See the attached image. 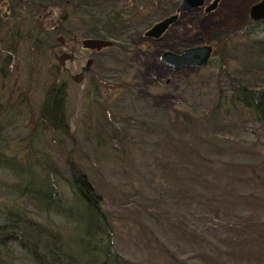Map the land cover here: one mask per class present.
<instances>
[{"label": "rangeland", "instance_id": "374dc122", "mask_svg": "<svg viewBox=\"0 0 264 264\" xmlns=\"http://www.w3.org/2000/svg\"><path fill=\"white\" fill-rule=\"evenodd\" d=\"M5 1L9 7L3 11L9 19H0V34L16 28L21 32V45L18 51H11L17 65L12 69L3 68L8 53H0V152L23 163L29 160L37 171L47 170L48 180L57 182L67 197L72 196L66 188L69 167L84 168L108 203L105 209L111 212L119 251L138 264H179L172 262L168 250L197 264H206L204 258L209 254L222 264H239L231 250L243 236L239 230L248 217L258 220L264 214V137L256 135L249 121L244 124L238 107L231 104V91L220 77L217 55L205 66L179 70L165 64L162 56L167 50L179 52L208 44L217 31L247 23L251 6L259 0H222L208 13L201 8L182 13L158 41L145 38L147 27L140 32L125 30L126 46L91 51L78 43L75 58L59 76V56L67 49L57 38L62 35L67 41L75 34L81 40L88 25L73 7L43 9L45 0ZM13 5L17 20H13ZM137 23L133 19L132 29H137ZM255 37L264 38V23L256 27ZM88 59H93L90 72L83 82H74L71 76ZM235 67L238 65L232 61L230 68ZM99 78L104 81L96 90ZM252 81L257 86L264 84ZM62 83L67 84L62 106L69 133L51 126L43 115L50 88ZM222 89L225 95L220 99ZM220 102L222 121L231 127L228 134L235 141L229 145L216 139L203 143L201 147L211 159L205 161L206 173L198 170V176L178 164L164 141L167 136L178 137L184 129L186 138L201 144L204 136L212 134L211 127L197 130L200 139L192 137L193 128L196 123L206 126ZM185 114L190 118L185 119ZM169 140L184 147L176 139ZM168 160L177 177L186 178L178 187L189 189V195L184 196L183 188L180 196L176 194ZM1 164L0 205L21 204L23 199L15 201L18 196L11 192L15 179ZM256 173L261 178L255 179ZM186 176L196 180L191 182ZM9 194L14 197L10 199ZM125 204L132 205L125 209ZM54 219L62 223L60 218ZM197 233L202 237L197 238ZM257 245L264 254V243ZM17 250L21 259L16 262L26 263L23 251Z\"/></svg>", "mask_w": 264, "mask_h": 264}, {"label": "trees", "instance_id": "16d2710c", "mask_svg": "<svg viewBox=\"0 0 264 264\" xmlns=\"http://www.w3.org/2000/svg\"><path fill=\"white\" fill-rule=\"evenodd\" d=\"M4 1L0 0V3ZM180 1L45 0L41 2V6L44 7L43 9L73 7V11L82 18L86 26L88 25V33L85 37L117 39L121 42H115L113 46H126L128 42L125 30L140 32L141 28L151 27L155 21L175 13ZM12 11L16 13V6H12ZM133 19L138 22L135 30L131 27ZM45 22L46 20H43L40 26L43 27ZM261 23L264 21L250 20L248 23L218 31L212 35L210 42L215 46V55L221 60L218 64L220 77H223L229 85L228 90L231 94L228 98L231 104L238 107L242 122L245 124L249 121L252 126H255L256 135L264 137V84L257 86L252 83V79H258L264 83V38L255 37L256 27ZM69 37L73 38L74 34L73 37L72 35ZM77 38L76 35L73 41L76 45L80 40ZM232 61L236 62L238 67L231 69ZM9 66L12 69L17 65L11 61ZM7 69L10 68L7 66ZM101 80L104 81V79ZM101 80L96 79L99 84H96V90L100 88ZM66 85L62 83L57 88L55 85L50 88L48 100L43 103V115L51 126L69 133L70 129L64 118L62 106L67 95ZM220 93L221 99L225 92L222 89ZM1 111L0 106V113ZM221 111L220 102L214 106L210 117L207 118L206 126L198 127L199 125L195 124L193 128L195 136L192 137L200 139L197 130L201 128L209 131L211 127L212 130L211 135L203 137L201 144H195L192 138H186L184 129L180 131L178 137L167 136L168 139L164 141L166 150L179 159L178 164L181 163L192 172L196 171L198 176H200L198 170L206 173L205 166L208 163L205 161L211 159L207 149L201 147L203 143L216 139L220 143L229 145L235 141L228 134L231 127L227 128L223 123ZM228 112L229 109L226 110V113ZM185 116V119L190 118L186 114ZM2 131L3 128L0 127V136ZM169 138L176 139L184 147H178ZM214 145L220 146L217 143ZM210 149L209 146L208 151ZM28 161L23 163L15 157H9L0 152V163L3 169H6L15 179L10 185L13 189L11 192L18 196L9 194L8 197L10 199L14 197L15 201L17 199L24 201L21 204L7 202L0 205V264H18L16 260L20 254L17 249L22 250L26 256L27 262L24 264H138L119 251L115 243V228L111 220V212L108 208L105 209L108 203L84 168L75 164L69 167L70 175L66 178V188L70 190L72 196L67 197L59 190L57 182L48 180L47 170H42L45 174L42 175V172L37 171ZM167 163L169 175L177 186L176 194L180 196V190L183 188L184 196L189 195V189H185L184 186L178 187L186 178L177 177L176 170L169 166V160ZM186 177L191 182L196 180L195 176ZM254 177L261 178L259 173H256ZM28 203L32 206H28ZM131 205H126L125 209ZM220 206H222L221 203ZM54 217L60 218L62 223H57ZM247 219L246 226L239 230L243 234L240 242L235 243L231 248L232 255L239 260V264H264V254L257 245L260 242L264 243V214H259L256 218L258 220H254L253 217ZM183 221H187L186 217ZM139 222L145 226L142 221ZM175 227H180L178 220L175 222ZM148 231L151 232L152 229ZM180 231L186 234L183 229ZM201 237L202 233H197V238ZM168 253L172 262L197 264L191 262L188 257L185 258L184 254L178 256L169 250ZM232 255L229 254V256ZM205 257L206 264H210L209 262L222 264L219 258H214L210 254Z\"/></svg>", "mask_w": 264, "mask_h": 264}, {"label": "water", "instance_id": "95a60500", "mask_svg": "<svg viewBox=\"0 0 264 264\" xmlns=\"http://www.w3.org/2000/svg\"><path fill=\"white\" fill-rule=\"evenodd\" d=\"M206 1L207 0H181L176 13L168 15L156 22L146 31L145 36L148 38L160 39L169 30V28L177 22L182 13L191 12L194 9L203 7L207 12H211L217 8L220 0H213L212 3L205 6ZM250 17L254 21L264 20V0H260L251 6ZM57 40L60 43L65 42L64 36H59ZM113 44L114 42L112 40L104 38L86 37L82 39V45L84 48L96 51L111 47ZM212 50V46L209 45L186 48L181 53L167 50L163 53L162 59L165 64L175 70L186 67L196 68L209 62ZM73 56L74 54L69 52H63L60 55L59 71L62 70L63 66L66 65V62ZM92 64L93 59H89L86 66L82 68V71L73 74L71 79L77 83L83 82L86 72L90 70Z\"/></svg>", "mask_w": 264, "mask_h": 264}, {"label": "flooded vegetation", "instance_id": "af4514ba", "mask_svg": "<svg viewBox=\"0 0 264 264\" xmlns=\"http://www.w3.org/2000/svg\"><path fill=\"white\" fill-rule=\"evenodd\" d=\"M212 1L213 0H209V1H207V3L205 4L206 6L208 5V4H210V3H212ZM221 2H222V0H220L219 1V4L217 5V8L219 7V5L221 4ZM7 2H1L0 3V19L1 20H3L4 21V19L5 18H7V19H9V16H7V13H4L5 11H3L5 8H8L9 7V5L7 6ZM255 4V3H254ZM216 8V9H217ZM201 9H204V7L203 8H201ZM251 9V8H250ZM205 10V9H204ZM205 12L206 13H208L206 10H205ZM4 13V14H3ZM14 13V12H13ZM171 15V14H170ZM6 16V17H5ZM5 17V18H4ZM16 13H15V15H14V18H13V20H17L16 19ZM11 18V17H10ZM247 18H248V21H247V23L250 21V20H253V19H251V17H250V13H249V15L247 16ZM254 21V20H253ZM260 21H264V20H260ZM255 22H259V21H255ZM2 23V22H1ZM1 26H3V23L1 24ZM5 27H6V24L4 25ZM234 27V26H233ZM1 28V27H0ZM18 28V27H17ZM232 28V27H231ZM2 29H3V27H2ZM227 29H229V28H227ZM224 30H226V29H224ZM219 31H223V30H219ZM30 33H31V31H29ZM218 32V31H217ZM215 34V33H214ZM214 34H212V35H214ZM145 35V34H144ZM30 37H32V35L30 36ZM75 37V38H74ZM74 37L73 38H71V40H69V41H66V43H65V48L67 49V51H69L70 53H73L74 54V56L73 57H70V59L68 60V61H70V60H72V59H74L75 58V56H76V51H77V45L73 42L74 41V39H76V35L74 34ZM212 37V36H211ZM210 37V38H211ZM20 38H21V32L19 31V30H17L16 28H13V31L12 32H10V31H8V32H6V31H3L1 34H0V53H2L3 51H4V54L5 53H8V55L5 57V59H4V61H3V68L5 69L7 66H8V68H10L11 69V67L9 66V63L11 62V61H13V53L11 52V51H18V49H19V43H20ZM33 38V37H32ZM145 38L146 39H152V40H155V41H158V40H160V39H153V38H148V37H146L145 36ZM210 38H209V40H208V44H203V45H209V46H212V48H213V53H212V56H211V58H213V56H214V54H215V51H216V49H215V46L213 45V43H211L210 42ZM79 42H80V40H79ZM73 43V44H72ZM7 45V46H6ZM20 45H21V43H20ZM113 47V46H112ZM192 47H197V46H192ZM186 48H191V47H186ZM186 48H184V49H186ZM183 49V50H184ZM88 50H90V49H88ZM183 50H181V51H179V52H176V53H181ZM91 51H96V50H91ZM101 51V50H100ZM63 52H65V51H63ZM62 52V53H63ZM4 54H2V55H4ZM60 57V56H59ZM89 60V59H88ZM60 67V66H59ZM58 67V68H59ZM66 65L65 66H63V68H62V70L61 71H59V74H61V73H64L65 71H66ZM90 72V71H89ZM89 72H87L86 73V75H85V78H86V76H87V74L89 73Z\"/></svg>", "mask_w": 264, "mask_h": 264}, {"label": "bare ground", "instance_id": "6f19581e", "mask_svg": "<svg viewBox=\"0 0 264 264\" xmlns=\"http://www.w3.org/2000/svg\"><path fill=\"white\" fill-rule=\"evenodd\" d=\"M175 13H176V12H175ZM173 14H174V13H173ZM155 23H156V22H155ZM155 23H154V24H155ZM154 24H153V25H154ZM153 25H152V26H153ZM198 46H203V45H198ZM212 53H213V51H212ZM211 56H212V54H211ZM211 61H212V58L210 57L209 62H208L207 64H209ZM207 64H205V65H207ZM205 65H203V66H205ZM199 67H202V66H199ZM197 68H198V67H197ZM182 69H183V68H182ZM86 73H87V72H86ZM74 82H75V81H74ZM76 83H77V82H76Z\"/></svg>", "mask_w": 264, "mask_h": 264}]
</instances>
